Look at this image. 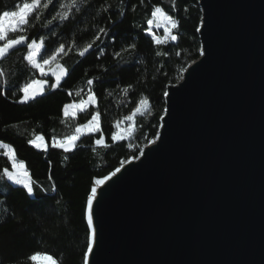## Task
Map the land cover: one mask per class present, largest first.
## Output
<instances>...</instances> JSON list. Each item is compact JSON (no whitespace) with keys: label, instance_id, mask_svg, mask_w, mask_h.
<instances>
[{"label":"water","instance_id":"water-1","mask_svg":"<svg viewBox=\"0 0 264 264\" xmlns=\"http://www.w3.org/2000/svg\"><path fill=\"white\" fill-rule=\"evenodd\" d=\"M197 5L199 57L98 190L89 264H264V0Z\"/></svg>","mask_w":264,"mask_h":264},{"label":"trees","instance_id":"trees-1","mask_svg":"<svg viewBox=\"0 0 264 264\" xmlns=\"http://www.w3.org/2000/svg\"><path fill=\"white\" fill-rule=\"evenodd\" d=\"M16 2L0 0V10H11ZM64 2L56 0L47 10L48 17L56 14L59 4ZM102 4L111 5L103 18L96 12ZM153 4L169 11L172 0H144L143 5L140 0H128L123 16L119 14L121 0H92L87 13L74 15L70 21L52 28L44 27L45 9L41 8L39 22L33 19L24 34L30 38L45 36V49L41 50L45 55L65 43V52L55 62L68 71L59 88L46 91L27 104L15 103L19 94L13 95L24 83L39 79L38 72L22 59L26 48L13 50L0 61V68L7 73L6 79L0 78V92L6 93L0 95V143L10 145L34 182V194L28 196L22 187L0 179V264H33L29 259L33 254L50 255L57 264L84 263L88 235L85 208L93 177L107 175L122 160L139 156L140 149L156 137L166 87L175 85L187 64L199 57L198 0H177L178 11L170 14L180 21L178 33L173 30L178 39L163 40L160 45L144 33ZM133 5L135 11L131 10ZM98 27L108 28V33L101 35L93 48L80 57L78 48L98 35ZM132 43L136 50L123 53L118 60L114 53ZM157 52L167 55L157 56ZM177 52L180 54L176 55ZM88 79L94 81L95 105L88 106L89 112L64 118L63 104L79 99L76 93L81 90L87 93ZM129 84L133 88L125 93ZM142 96L149 98L152 115L137 116L132 136L112 142L115 121L129 114ZM93 108L102 113L101 131L109 148L96 146L94 140L99 134H92L81 137L70 153L51 149L52 136L71 134L77 123L90 118ZM36 135L45 137L47 151L36 150L28 143ZM5 167L11 170V162L0 150V172Z\"/></svg>","mask_w":264,"mask_h":264},{"label":"snow or ice","instance_id":"snow-or-ice-1","mask_svg":"<svg viewBox=\"0 0 264 264\" xmlns=\"http://www.w3.org/2000/svg\"><path fill=\"white\" fill-rule=\"evenodd\" d=\"M127 2L128 0H121V10L120 15L123 16L127 12ZM56 3V0H22L12 6V9L0 10V61H3L11 54L13 50H18L21 47L26 48V51L22 53V59L27 62L36 72H39L40 79H33L30 82L24 83L22 87L18 89V93H13V95L19 94L18 100L15 103L27 104L29 101H34L38 96H41L46 86L50 89H57L60 87L62 76L67 73V69L63 66L58 65V72H52L51 75L55 77V82L50 83L44 77H48L49 73L46 68H50L51 64L58 58V56L65 52L67 45L65 43H60L58 47L55 48L50 54H42L41 50L45 49V39L46 37L41 35L39 38H30L25 35L26 27L33 22L35 19L39 22L40 19V9H45V28H52L55 26H60V24L70 21L74 15H83L88 12L89 8L92 7V0H66L64 3L59 4V11L56 14L48 17V11L51 6ZM143 5L144 0H140ZM177 0H172V6L169 11H166L163 7L158 4H153L151 6L150 16L146 23L148 28L145 31L148 32L149 36H152L153 40L157 45L164 43L162 39L155 36L151 29L153 26L159 28L163 26L165 34L172 40L176 41L178 39L177 34H173V30L179 31L178 25L180 21L174 17L170 12H177L176 6ZM111 8L110 4H102L96 12L100 14L103 18V13L108 12ZM132 11L136 10V6L133 5ZM59 20V24L56 22ZM115 21L112 22V27H115ZM35 26V25H33ZM199 31V29H197ZM93 39L84 44L82 48H78V55L84 57L89 49L93 48L96 42L100 39L101 35H106L108 33V28L98 27ZM10 34H14L10 35ZM55 35L56 33L53 32ZM136 50V45L134 43L129 44L127 47H122L120 51L114 53L115 57L119 60L122 58V54L126 52H133ZM180 53L177 52L176 55ZM39 55V59H38ZM157 56L167 55V53H156ZM203 55V52H201ZM7 77V73L0 68V78ZM94 81L92 79L87 80L88 91L83 93V90L76 93L79 99H75L72 102L63 104L62 112L65 118H74L77 113L89 112V105H95L97 100L96 95L93 92L92 85ZM133 88V85L129 84L127 88L124 89L125 93L129 92ZM0 95H6V93L0 92ZM71 95V93H69ZM165 96H168V92H164ZM152 115V108L149 103V98L147 96H142L139 99V103L136 104L134 108L131 109L130 113L123 115L120 119L115 121L114 127L115 131L111 132V141H123L132 136L135 130L134 119L137 116ZM101 117L102 113L98 108H93L90 112V118H87L83 123H77L74 130L69 135H64L61 138L57 136L51 137L50 147L51 149L62 150L64 153H70L74 148L77 147V141L84 136H91L92 134H99L94 140L96 146H102L103 148H109V144L105 142L104 134L101 131ZM161 120L164 119L163 116L160 117ZM28 143L36 149L48 150L49 145L45 142V137L41 135H36L35 139L29 140ZM149 144H154L155 140L148 141ZM132 147L131 144L128 145ZM0 147L7 149L5 153L12 162L11 170L5 167L2 172H0V179H6L15 185H22L23 189H26L28 196H33L34 194V182L32 181L28 170L26 169L23 161H17L16 153L11 149L10 145L6 143H0ZM96 149L93 148V151ZM140 153L143 154V148L140 149ZM140 156L129 157L128 160H122L120 162V167L115 168L114 171L108 172L107 175L100 177H93L91 182V187L87 195L86 200V219H87V247L86 251L83 253L84 264H89V255L93 252L94 240H95V228H94V201L97 199L98 190L106 184V182L112 180L113 177L117 176V173L121 171V167L125 163H130L132 160H138ZM51 166V165H50ZM55 191V187L52 189ZM46 258L51 261V264H57V261L53 259L52 256L48 255ZM30 260L36 259V254L29 257Z\"/></svg>","mask_w":264,"mask_h":264},{"label":"rangeland","instance_id":"rangeland-1","mask_svg":"<svg viewBox=\"0 0 264 264\" xmlns=\"http://www.w3.org/2000/svg\"><path fill=\"white\" fill-rule=\"evenodd\" d=\"M148 26V25H147ZM151 31H152V33L155 35V36H158L160 39H162V40H167V41H171V42H174V41H172L166 34H165V32H164V28H163V26H161V27H159V28H157V27H155V26H153L152 27V29H151ZM146 35H148V32L147 31H145L144 32ZM149 36V35H148ZM152 37V36H151ZM153 39V38H152ZM155 42V41H154ZM38 59H39V55H38ZM46 71L49 73V76L48 77H44V79H47L48 80V82H49V84L50 83H53V82H55V77L54 76H52L51 75V73L52 72H58V64L54 61L52 64H51V67L50 68H46ZM38 75H39V79L41 78L40 77V74H39V72H38ZM66 75V74H65ZM65 75H63L62 76V79H61V81L63 80V78L65 77ZM49 90H53V89H50V88H48L47 86H46V88H45V91H44V93L46 92V91H49ZM43 93V94H44ZM42 94V95H43ZM39 97V96H38ZM90 106V105H89ZM63 113V112H62ZM64 117V116H63ZM65 118V117H64ZM35 139V138H34ZM78 142V141H77ZM33 147V146H32ZM36 149V148H35ZM0 150H2L3 151V153L5 154L8 150L7 149H4V148H2V147H0ZM36 150H43V149H36ZM7 156V155H6ZM8 157V156H7ZM8 159H9V157H8ZM10 160V159H9ZM10 162H11V160H10ZM11 165H12V162H11ZM10 184H12V185H14V186H18V187H22L23 188V186L22 185H15V184H13L12 182H10V181H8ZM26 190V189H25ZM32 263L33 264H42V263H47V264H51V261H49L47 258H46V256H36V259L35 260H32Z\"/></svg>","mask_w":264,"mask_h":264},{"label":"bare ground","instance_id":"bare-ground-1","mask_svg":"<svg viewBox=\"0 0 264 264\" xmlns=\"http://www.w3.org/2000/svg\"><path fill=\"white\" fill-rule=\"evenodd\" d=\"M42 264H47V263H42Z\"/></svg>","mask_w":264,"mask_h":264}]
</instances>
